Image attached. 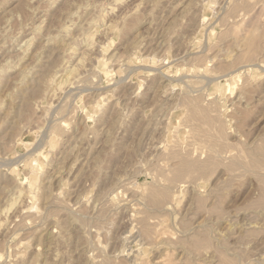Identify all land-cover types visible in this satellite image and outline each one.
Segmentation results:
<instances>
[{"label":"rangeland","instance_id":"1","mask_svg":"<svg viewBox=\"0 0 264 264\" xmlns=\"http://www.w3.org/2000/svg\"><path fill=\"white\" fill-rule=\"evenodd\" d=\"M263 151L264 0H0V264H264Z\"/></svg>","mask_w":264,"mask_h":264},{"label":"bare ground","instance_id":"2","mask_svg":"<svg viewBox=\"0 0 264 264\" xmlns=\"http://www.w3.org/2000/svg\"><path fill=\"white\" fill-rule=\"evenodd\" d=\"M60 41H61V40H60ZM26 49H28V48H26ZM23 51H24V50H23ZM23 51H22V52H23ZM23 98H24V97H23ZM217 129H218V128H217ZM207 132H208V131H207ZM221 146H222V145H221ZM263 152H264V151H263ZM251 157H252V156H251ZM252 158H253V157H252ZM260 158H261V157H260ZM255 159H256V158H255ZM262 159H263V158H262ZM199 160H200V159H199ZM237 160H238V159H237ZM250 160H251V159H250ZM185 161L188 162V161H190V160H185ZM185 161H183V162H185ZM232 161H233V160H232ZM256 161H258V160H256ZM195 162H196V161H195ZM253 162H254V161H253ZM236 163H237V162H236ZM183 164H184V163H183ZM183 164H182V165H183ZM254 164H256V163H254ZM257 164H258V163H257ZM188 165H189V164H188ZM190 165H191V164H190ZM193 165H194V164H193ZM193 165H191V166H189V167H192ZM241 165H242V164H241ZM241 165H240V166H241ZM259 165H260V163H259ZM185 166H186V165H185ZM263 166H264V165H263ZM182 167H183V166H182ZM245 167H246V166H245ZM254 167H256V166H254ZM187 168H188V166H187ZM195 168H196V167H195ZM195 168H194V169H195ZM183 169H184V168H183ZM258 169H259V168H258ZM260 169H261V168H260ZM186 170H187V169H186ZM231 170H232V169H231ZM239 171H240V170H239ZM259 172H260V170H259ZM174 174H175V173H174ZM199 175H200V174H199ZM176 178H177V177H176ZM175 182H176V181H175ZM19 189H20V190H19V193L23 192V190H21V188H19ZM261 189H262V188H261ZM24 192H25V191H24ZM30 192H31L32 194H34V193L32 192V190H31V191H30V190H27V191L25 192L26 194L24 193V194H25L24 197H25V196H27V197L29 196L28 198H30V199H31V198L33 199L34 197H35V199H36V197H37L36 195H37V194L32 195ZM160 194H161V193H160ZM161 195H162V194H161ZM35 199H33V200L35 201ZM166 200H167V199H166ZM34 201H33V202H34ZM32 204H34V203H32ZM144 231L147 232L146 230H144Z\"/></svg>","mask_w":264,"mask_h":264}]
</instances>
